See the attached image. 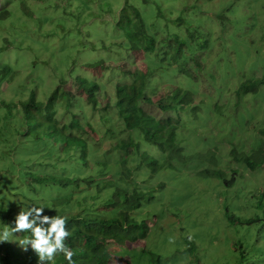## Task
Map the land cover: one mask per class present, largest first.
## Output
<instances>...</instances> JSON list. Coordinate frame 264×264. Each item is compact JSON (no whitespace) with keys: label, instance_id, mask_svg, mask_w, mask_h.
Segmentation results:
<instances>
[{"label":"rangeland","instance_id":"374dc122","mask_svg":"<svg viewBox=\"0 0 264 264\" xmlns=\"http://www.w3.org/2000/svg\"><path fill=\"white\" fill-rule=\"evenodd\" d=\"M6 6L13 13L0 18V101L19 103L35 94L46 102L63 83L73 96L86 99L87 90L76 86L77 78H85L99 83L100 105L94 111L91 104L83 105L78 118L97 125L115 99L117 83L128 82L136 70L154 74V91L148 92L153 104L143 110L155 124L157 118L174 117L162 114L159 102L184 106L175 116L182 120L186 158L173 160L169 168L158 148L144 144L130 164L117 153L115 168L94 172L93 178L104 183L99 191L98 185L76 182L66 187L40 183L31 173H81L64 145L45 140L36 146L25 132L9 143L13 117L1 110L0 208L13 209L14 217L21 208L36 206L49 217L109 220L120 217L123 207L113 191L128 188L127 181L134 179L142 191L154 189L153 198L131 213L146 225V236L129 227L126 245L111 239V246L90 247L91 264H264V85L254 82L264 78V0H0V9ZM134 8L145 33L156 40L157 57L131 47L128 37H143L141 31L119 27L127 18L137 20ZM180 48L184 51L178 54ZM58 102L61 113L65 102ZM68 123L78 131L72 120ZM100 124L104 135L108 128ZM119 125L112 123L122 131ZM85 128L96 142L104 137L92 126ZM106 135L128 137L125 132ZM101 141L103 150L113 153L112 141ZM144 153L157 163L137 168ZM67 197L72 199L64 201ZM14 234L8 242L19 246Z\"/></svg>","mask_w":264,"mask_h":264},{"label":"trees","instance_id":"16d2710c","mask_svg":"<svg viewBox=\"0 0 264 264\" xmlns=\"http://www.w3.org/2000/svg\"><path fill=\"white\" fill-rule=\"evenodd\" d=\"M43 2L47 3L48 0H43ZM9 6L0 9V18L4 17V15L9 12ZM19 10L29 16L25 7L21 6ZM134 10L138 16L137 20L133 22L127 18L126 23L119 24V27L129 30L130 26L137 28L139 33L141 31L143 37H134L133 35L128 37L131 47L136 52L142 51L149 57H157L156 40L152 35L149 36L145 33V23L142 22L139 11L136 8H134ZM12 13L13 10L9 12V15ZM176 40L179 41L180 39L176 38ZM183 51L184 49L180 48L177 50V53L181 54ZM174 60L176 61L177 59ZM102 63L104 62L99 64ZM111 73L113 74L112 70ZM152 77L150 73L147 74V72L139 70L129 73V81L117 83L115 88V99L107 103V106L102 110L104 114L101 115V124H99L103 128H108L106 132L114 136L119 133L121 137H123L122 134L124 132L127 133L128 137H124L121 140L110 138L106 135V132L103 135L99 124L90 125L92 122L86 123V120L79 121L78 117L80 115H78V109L83 105L91 104L93 111L98 110L100 100L96 93L100 85L95 81L77 78V88L87 90L88 94L86 99L81 96H73L70 91L65 90V85L63 83L51 94L46 102L38 101L35 94H31L27 100L19 103H14V100L11 101V104H8L5 100L0 101V117L2 116L1 110L5 112L6 117H13L12 124L14 125L9 133V143L15 140V138H19L21 134L25 132V136L32 139L36 146H39V144L45 142V140L53 141L55 145H64V152L75 160V169L81 173V176L75 177L40 176L31 173L30 176L32 180H36L40 183L54 182V184H60L62 187L70 186L75 182L78 186H80V184H88L89 187L98 185L99 191V185L103 187L104 183L93 178L94 172L98 173L99 170H102L100 168L103 167L115 168L113 160H117V153L121 154L123 164H130L131 158L141 154V147L144 144H147L148 147H156L161 151L162 155L167 158L164 166L171 168L173 167V160H184L186 158L183 148L185 141L184 135L182 134L184 133L180 132V129L183 127L182 120L180 117L175 116V111L180 112L184 106L180 104H164L165 100L159 102L158 109L163 112L162 114H172L174 117L157 118L155 124L151 123L154 117L150 115L149 112L143 110L144 104H153V100L148 93L149 91H154L150 89ZM254 82L258 85H264V78ZM103 86H105L104 90L108 87L106 84ZM184 92L187 94L189 93L188 91ZM180 93L181 90L175 91V94L179 95ZM61 100L65 102V106L64 111L59 113V108L62 106L58 101ZM182 100L185 101V99H180V101ZM113 114L114 116H112ZM70 120L77 126V132L73 131L69 126L68 121ZM113 121L118 124L120 123L119 126L122 131L112 126ZM104 124L106 126H104ZM18 125H21V127L19 128ZM88 126H92L98 135L100 134L104 137H99V140L96 142V137L85 128ZM25 128H27L28 131H25ZM4 135L0 133V144L4 143ZM104 139L112 141L113 153H110L108 150H103L105 148H103V144H100V142ZM92 142L98 143L100 147L95 148ZM195 143L198 145V142L195 141ZM141 158L143 161L136 166L137 168H139L143 162L149 165L151 162L157 163V160L147 153L142 154ZM153 168L152 170H156L155 167ZM121 169L124 173L127 170V168ZM119 174V180L123 181L124 174L121 170H119ZM135 184L134 179L128 180V188L121 189L116 187L113 191L118 201L123 206L119 208L120 217H113L109 220L85 219L79 215H70L67 217V227L72 235L67 238L66 242L75 253V256L82 257L80 261L74 260L75 264H91V262L88 261V249L92 246H109V240L111 239L119 246L126 245L127 241L124 238V233L129 227H132L138 233V237L141 238L146 236V225L132 218L131 213L139 209L144 200L153 198L152 192L154 189L145 192L139 189ZM70 199L72 198L67 197L64 201H69ZM0 213L3 224L5 225L0 227L1 231H4L5 227H9V230L10 227L14 228L15 211L2 206L0 208ZM14 235H17V239H22L24 236H30L31 233L29 230H26L25 232L15 233ZM5 242L6 243H0V248H3V254L0 256L2 264H40L38 255L31 247L25 251L23 247L19 248L21 247L20 245L18 246L8 241ZM55 264H68V261L62 254H59L55 257Z\"/></svg>","mask_w":264,"mask_h":264},{"label":"clouds","instance_id":"9594fccd","mask_svg":"<svg viewBox=\"0 0 264 264\" xmlns=\"http://www.w3.org/2000/svg\"><path fill=\"white\" fill-rule=\"evenodd\" d=\"M44 209L36 206L21 208L15 217V227H10V230L9 227H5L0 233V242L8 241L13 233L29 230L31 235L24 236L19 240V244L25 251L31 247L38 255L40 264H55V257L59 254L66 258L68 264H75L73 260L75 253L66 242L72 235L67 227V217L43 215Z\"/></svg>","mask_w":264,"mask_h":264}]
</instances>
